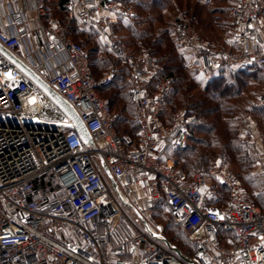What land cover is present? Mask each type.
<instances>
[{"label":"built area","instance_id":"built-area-1","mask_svg":"<svg viewBox=\"0 0 264 264\" xmlns=\"http://www.w3.org/2000/svg\"><path fill=\"white\" fill-rule=\"evenodd\" d=\"M16 1L20 10L0 0V44L74 108L93 145L62 127L69 119L0 53V264H187L165 246L159 228L148 224L162 199L174 220L194 235V263L264 264V208L255 205L228 163L216 162L208 175H188L161 162L166 150L187 148L196 116L178 109L163 121L171 78L152 86L155 57L120 45L113 49L128 65L127 94L140 129L138 146L127 149L129 139L116 132L118 114L97 92L110 84L113 72L93 76L86 51L67 37L63 25L42 21L45 0ZM134 2L71 0L67 8L81 27L107 39L114 22L134 15ZM230 16L234 30L226 47L186 33L179 23L180 48L194 55L203 72L255 67L264 83V0H236ZM38 31L46 39L40 41ZM46 105L52 115L44 113ZM256 105L264 108V92ZM244 126L256 132L252 121ZM258 162L264 174V151L258 152ZM212 180L226 189L224 207L212 203ZM127 209L137 211L145 225L130 218ZM121 220L135 234L113 245ZM219 227L235 234L232 246L220 244Z\"/></svg>","mask_w":264,"mask_h":264},{"label":"trees","instance_id":"trees-1","mask_svg":"<svg viewBox=\"0 0 264 264\" xmlns=\"http://www.w3.org/2000/svg\"><path fill=\"white\" fill-rule=\"evenodd\" d=\"M235 1L230 0L228 16L231 20L230 8ZM70 2L71 0H45L46 19H52L50 15L54 12L58 14L59 22L63 25L67 37L80 44L86 51L95 78H99L106 71L113 72L110 84L98 88L97 92L118 114L117 134L129 139L127 149H135L140 142V129L137 109L130 102L127 94L130 86L128 65L115 58L113 51L111 53L99 40L96 31L90 27L81 29L75 17L68 18L70 12L67 6ZM227 2L228 0H195L194 2L193 0H136L134 15L114 22L110 26L112 34L110 38L114 47L120 45L127 51L146 52L155 57L157 71L152 86L166 78H171L161 112L165 123L178 109L196 116V121L190 129L191 136L187 148L182 151L166 150L161 162L166 163V159L171 157L175 168L193 175L205 171L209 166L210 169L212 161L217 156H227L236 166V173L230 170L231 173L240 180L255 205L263 209L264 191L259 190L261 182L253 175L252 159L237 139L241 98L249 87L247 80H259L264 86L261 73L255 67L236 69L220 67L214 72H207L209 74L207 78L196 80L195 72L186 71L183 62L184 50L178 44L180 34L176 26L180 23L186 33L204 38L210 45L217 47L220 36L211 31L208 19L213 14H224V5ZM212 4H219L221 7L213 8ZM204 13L207 14L205 19L202 18ZM167 16L172 17L171 24L166 22ZM225 24L227 23L222 22L218 26ZM233 29L232 24V32ZM262 95L263 92L261 97ZM212 188L215 190L212 203L224 207L228 200L226 189L217 182H213ZM162 207H167L171 212L164 199L159 208ZM120 229L127 231V228L117 227L111 242L120 233ZM164 231L166 240L181 254L191 259L196 248L191 240L186 239L187 231L182 224L175 220L169 221ZM218 239L220 244L227 247L236 242L235 234L221 227L218 228ZM122 241L124 240L117 239L112 244L116 245Z\"/></svg>","mask_w":264,"mask_h":264},{"label":"rangeland","instance_id":"rangeland-1","mask_svg":"<svg viewBox=\"0 0 264 264\" xmlns=\"http://www.w3.org/2000/svg\"><path fill=\"white\" fill-rule=\"evenodd\" d=\"M195 0H193L194 2ZM229 2V3H228ZM228 2L224 5V14H213L208 20H209V24L211 26V31H213L214 34H217L220 36V40L217 43V47L218 48H224L226 47L231 35H232V20L229 18L228 16V11H229V7H230V0H228ZM136 5V0L133 3V7H135ZM213 8L214 7H221L219 4H212ZM223 7V6H222ZM227 7V8H226ZM231 9V8H230ZM135 11V10H134ZM52 17V19H56L58 21L59 17L58 14L56 12H54L52 15H50ZM74 16H68V18H71ZM203 19L207 18V14L204 13L202 16ZM166 22L171 24L172 22V17L171 16H167L165 18ZM222 22L227 23L222 26H218L221 25ZM221 23V24H220ZM79 26L81 29H84L86 27H81V24L79 22ZM93 29V28H92ZM94 30V29H93ZM220 30L222 32H220ZM234 30V29H233ZM95 31V30H94ZM224 31V32H223ZM222 33L224 34V36H222ZM98 37L99 40L104 43L109 51L112 53L113 51V47L114 45H112L111 42V29L109 28V34L107 35V39L103 36H101L98 32ZM112 35V34H111ZM204 39V38H203ZM101 55H103L102 52H100ZM183 62L184 65L186 67V71H192L195 72V79L199 80V79H205L208 77V73L207 72H203L198 65V62L195 60L194 55L191 54V52L189 51H184L183 53ZM249 81V87L244 91L242 98H241V114H240V121L238 123V134H237V139L239 141V143L242 145L243 149L245 152H247V154H249V157L252 159L253 162V168H252V172L253 175L255 176V178L261 182V186L259 188L260 191H264V174L262 172V170L259 167V162H258V152L259 151H264V108L263 107H257V102L259 100V98L261 97L262 92H264L263 88V84L261 83V81L257 80V81H252V80H247ZM44 113L46 115H52L53 114V110L46 105L45 106V111ZM253 122L256 126V132L252 133L250 132L244 125L247 122ZM224 162V163H228L229 169L231 171H233V173H236L235 168L236 166L230 161V159L226 156V157H222L217 156L211 163V168L213 167V165L216 162ZM165 162H169V163H173L172 158H167ZM210 167V166H209ZM208 167V169H209ZM210 168V169H211ZM206 169L205 171L201 172L202 174L208 175L210 169L208 170ZM213 182L216 181H211V185L213 184ZM120 189V188H119ZM125 213L128 216L130 215V212L128 210H125ZM157 213V215H156ZM151 218H150V226L151 228H159L160 233L162 235V237L164 239H166L165 237V225L166 223H168L169 221H173L174 219L172 217L171 212L169 211V209L167 207H162V208H158L157 212H156ZM157 216V218H156ZM131 218V217H130ZM117 227H124L127 228V231H124V229H120L119 230V234L117 235V237H115L113 239V243L114 241L118 240H127L128 238H130L131 236H133L135 234V231L132 230L130 227H128L127 223L125 221H120V224ZM117 229V228H116ZM186 239L191 240L192 243L194 244L195 248H196V242H195V238L194 235L190 232H186Z\"/></svg>","mask_w":264,"mask_h":264},{"label":"water","instance_id":"water-1","mask_svg":"<svg viewBox=\"0 0 264 264\" xmlns=\"http://www.w3.org/2000/svg\"><path fill=\"white\" fill-rule=\"evenodd\" d=\"M0 53L8 59L14 66H16L28 79H30L37 87H39L44 94L49 98V100L55 105V107L64 114L70 121V123H60V125L66 129H74L78 135L80 136L82 142L86 145H93L90 135L80 120L77 112L74 108L56 91H54L47 82L42 79L36 72H34L29 66H27L21 59H19L13 53L7 51L1 44H0ZM26 122H39L37 120H25ZM101 166L103 168V172L110 183L113 191L117 192V185L112 177L109 169L105 165L103 161H101ZM136 215L139 221L145 225V220L140 216V214L136 211ZM162 242L165 244L166 247L171 249L180 259H182L187 264H196L191 261L189 258L181 254V252L174 246H172L166 239L162 238Z\"/></svg>","mask_w":264,"mask_h":264},{"label":"crops","instance_id":"crops-1","mask_svg":"<svg viewBox=\"0 0 264 264\" xmlns=\"http://www.w3.org/2000/svg\"><path fill=\"white\" fill-rule=\"evenodd\" d=\"M9 3H11L12 7L15 9V10H20L21 9V5L16 1V0H7ZM27 13V16L31 17L33 16V13L31 12H26ZM135 13V12H134ZM51 19V18H49ZM49 19H46V10H45V16L42 18V21L44 23H46ZM36 37H38L40 39V41H43L44 39H46V36L45 34L42 32V31H38ZM128 210V209H127ZM130 217H132L134 220H137V223L140 225V226H144L138 219L137 215H136V211H130ZM148 224L150 225V220L148 221Z\"/></svg>","mask_w":264,"mask_h":264},{"label":"snow or ice","instance_id":"snow-or-ice-1","mask_svg":"<svg viewBox=\"0 0 264 264\" xmlns=\"http://www.w3.org/2000/svg\"><path fill=\"white\" fill-rule=\"evenodd\" d=\"M8 75H9V78H11V73H9Z\"/></svg>","mask_w":264,"mask_h":264}]
</instances>
